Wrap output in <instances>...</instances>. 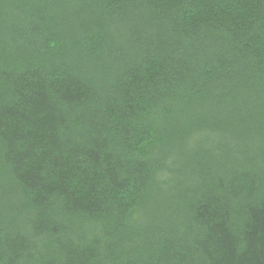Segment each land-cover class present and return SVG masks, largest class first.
<instances>
[{"label": "trees", "instance_id": "1", "mask_svg": "<svg viewBox=\"0 0 264 264\" xmlns=\"http://www.w3.org/2000/svg\"><path fill=\"white\" fill-rule=\"evenodd\" d=\"M0 264H264V0H0Z\"/></svg>", "mask_w": 264, "mask_h": 264}]
</instances>
